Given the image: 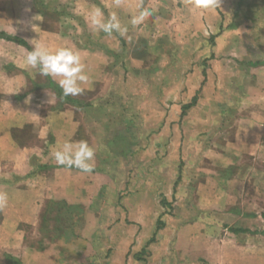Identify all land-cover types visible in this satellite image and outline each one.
<instances>
[{"label": "crops", "instance_id": "crops-1", "mask_svg": "<svg viewBox=\"0 0 264 264\" xmlns=\"http://www.w3.org/2000/svg\"><path fill=\"white\" fill-rule=\"evenodd\" d=\"M95 10L121 31L93 26ZM34 39L78 51L98 100L115 74L132 78L126 103L90 102L96 124L60 103L49 86L58 78L24 63L19 43ZM113 130L122 152L109 146ZM81 140L95 153L91 173L54 162L50 151ZM0 192V264H264V0L211 11L187 0H0ZM51 202L70 209L55 249L41 231Z\"/></svg>", "mask_w": 264, "mask_h": 264}, {"label": "clouds", "instance_id": "clouds-1", "mask_svg": "<svg viewBox=\"0 0 264 264\" xmlns=\"http://www.w3.org/2000/svg\"><path fill=\"white\" fill-rule=\"evenodd\" d=\"M187 4L194 10H214L220 6V0H187ZM151 15L148 9L140 11L138 16H133L131 23L135 26L142 23ZM38 20V16L34 17ZM91 23L97 29L105 33L112 31H121V25L113 14L107 22L101 18L99 10L91 14ZM35 30L36 25H32ZM126 31V29H124ZM32 50L27 52L23 58L26 66L38 68L39 74L44 77L58 78V86L61 88L63 96H77L83 93L82 85L88 82V75L85 73V66L81 62V56L78 51L71 48L61 47L52 51L42 40L34 39ZM54 162L69 169L76 168L84 173L93 171L92 161L94 159V150L86 141H65L62 147L50 151ZM8 194L0 192V208L7 205Z\"/></svg>", "mask_w": 264, "mask_h": 264}, {"label": "rangeland", "instance_id": "rangeland-1", "mask_svg": "<svg viewBox=\"0 0 264 264\" xmlns=\"http://www.w3.org/2000/svg\"><path fill=\"white\" fill-rule=\"evenodd\" d=\"M40 6H41V4L40 5L37 4L35 7L38 8L39 10H42V8H43V10L46 12V15L49 14L50 18H52L54 16H57L56 14L59 13L56 3L54 5L50 4V8L49 9H46L45 7H42V6L40 7ZM60 11H62V9ZM75 21L77 23H79V22L82 23V25H81V27H82L81 35L85 39V42H89V38H88V35H87L88 32H85V31L83 32V29L85 28L83 20H81V19L77 20L75 17H73V18L69 17V19L66 22L67 23L70 22V23L73 24V22H75ZM198 35L202 36L203 33L202 32H196V31L194 33L195 38L196 39L198 38V41H201V37H198ZM89 37H91V36H89ZM131 63H133V61H131ZM225 67H226V70H229V68H231V66H228V65H225ZM131 72H132V70H131ZM115 76L117 77V79H116L117 81H115V87L113 88V90L111 91L112 93L109 95V97H107V99L98 100L97 98H99V97L95 98L93 96V93H90V92H87V91H83L82 94L74 96V97H76V99H78L80 101V103L83 104V105L84 104L87 105L88 103H90L92 101H95L92 104H96L97 103V104L103 105V106H108V105L111 106V103H113L114 105H117V106L119 105L121 107V105L125 104L126 102L124 101V99H122L120 97V95H124L125 96L127 92L131 91V90L128 91V89L127 90L122 89V86L123 85H125V86L127 85V88H131L132 85H134L133 84L134 81H133L132 78H130L129 80H122L121 78L119 79V74L118 73L115 74ZM130 98L133 99V97H131V96H130ZM137 101H138V99H137ZM89 110H91L90 112L92 114V117L91 116H89V117H91L90 119L93 122V124H96L97 120L95 118L98 116L97 115V111H96L95 108H91V109L85 108V111H86V113H88V115H89ZM19 142H20L19 144H24L25 143V139L23 137H21ZM20 146H22V145H20ZM115 147H117V146H115ZM22 226H23V230L25 232V236L28 238L27 239L28 241H25L24 243L28 244V245L32 244V245H36L37 246V242L40 239V237L39 238H35V236L32 235V228H30L31 226L30 227H28L29 225H22ZM44 238L47 239L48 236H46ZM44 241H46L45 242L46 244L49 242V248H53V249H55L56 247L59 248V246L57 244H51L50 241H48V240H44ZM53 242H55V241H53ZM4 245H5V242L2 245V248H3ZM0 255H1V253H0ZM5 261H6L7 264H12L6 258H5Z\"/></svg>", "mask_w": 264, "mask_h": 264}, {"label": "trees", "instance_id": "trees-1", "mask_svg": "<svg viewBox=\"0 0 264 264\" xmlns=\"http://www.w3.org/2000/svg\"><path fill=\"white\" fill-rule=\"evenodd\" d=\"M40 4L41 2H38V5ZM15 41L20 42V40H17V39H15ZM19 44L25 46L29 51L32 50V48L27 43H19ZM49 86L55 92L56 96L60 100V103L62 104L73 105L75 107H79L83 109L89 108L92 105L91 103H88L87 105L85 104L83 105L74 96L64 97L61 88L52 79H49ZM111 134H112L111 138H113V142L109 143L110 148L112 149L115 148L118 152H122V150H124L123 145L115 142L118 139V137L122 136V131L114 130L112 131ZM69 210L70 209H68L65 203L60 202L59 204H56L55 202H51L48 204L47 208L45 209L43 213V216H42L43 221L41 224V231L42 233H45V234L47 233L46 234V236H48L47 240L49 241L53 240L51 233L57 234V232L58 233L63 232L64 229L62 227L65 226L66 223L68 222L67 217H69ZM52 223L54 224L53 226H52ZM51 226L53 227V231L50 228ZM263 235H264V231H263ZM56 238H58V236ZM6 259L8 261H13V259L8 255L6 256Z\"/></svg>", "mask_w": 264, "mask_h": 264}]
</instances>
